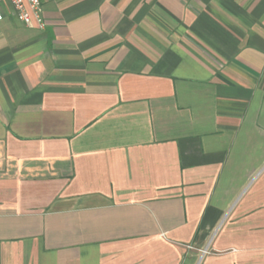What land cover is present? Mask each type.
Returning <instances> with one entry per match:
<instances>
[{
    "label": "crops",
    "instance_id": "crops-1",
    "mask_svg": "<svg viewBox=\"0 0 264 264\" xmlns=\"http://www.w3.org/2000/svg\"><path fill=\"white\" fill-rule=\"evenodd\" d=\"M42 5L0 0V264H264V0Z\"/></svg>",
    "mask_w": 264,
    "mask_h": 264
},
{
    "label": "built area",
    "instance_id": "built-area-1",
    "mask_svg": "<svg viewBox=\"0 0 264 264\" xmlns=\"http://www.w3.org/2000/svg\"><path fill=\"white\" fill-rule=\"evenodd\" d=\"M14 6L17 18L26 26L36 25L43 29L46 25L43 15V0H10ZM4 19L0 7V22ZM205 252V250H204Z\"/></svg>",
    "mask_w": 264,
    "mask_h": 264
}]
</instances>
